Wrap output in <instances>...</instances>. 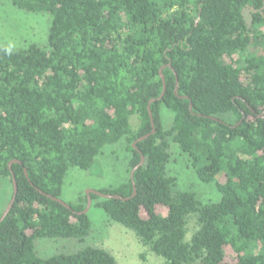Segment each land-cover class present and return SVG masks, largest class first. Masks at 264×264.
Here are the masks:
<instances>
[{
    "label": "trees",
    "instance_id": "16d2710c",
    "mask_svg": "<svg viewBox=\"0 0 264 264\" xmlns=\"http://www.w3.org/2000/svg\"><path fill=\"white\" fill-rule=\"evenodd\" d=\"M10 1L51 20L45 48L0 43V180L12 196L17 183L0 264H118L95 245L41 258L35 241L86 243L87 194L70 207L52 197L70 168L91 169L123 138L129 172L145 160L133 180L99 189L128 199L90 194L111 222L161 264H264V0ZM173 146L221 196L178 189Z\"/></svg>",
    "mask_w": 264,
    "mask_h": 264
},
{
    "label": "rangeland",
    "instance_id": "374dc122",
    "mask_svg": "<svg viewBox=\"0 0 264 264\" xmlns=\"http://www.w3.org/2000/svg\"><path fill=\"white\" fill-rule=\"evenodd\" d=\"M246 12L248 15L249 11ZM50 20L51 15L48 13L28 12L14 6L10 0H0V43L9 49L24 48L31 43L45 48L48 44ZM162 113L165 126L169 127L173 113L166 107H163ZM136 119V116L131 117L133 127ZM126 146L124 138L114 144L106 145L103 153L96 157L89 170L70 168L65 177L62 199L66 202H75L78 196L88 190L112 188L127 182L131 171L129 172L130 153ZM169 171L170 174L178 177L179 190L194 191L204 201H214L219 195L221 196L215 185L205 184L197 178L176 146L172 149ZM11 198L10 182L0 180V211L5 210ZM93 202L88 211L92 221V232L86 243L67 239H37L35 241L37 255L48 258L55 254L72 253L85 245H95L110 251L118 264H161L165 261L163 256L144 245L131 229L111 222L105 212ZM194 221L190 220L187 239L194 232Z\"/></svg>",
    "mask_w": 264,
    "mask_h": 264
},
{
    "label": "water",
    "instance_id": "95a60500",
    "mask_svg": "<svg viewBox=\"0 0 264 264\" xmlns=\"http://www.w3.org/2000/svg\"><path fill=\"white\" fill-rule=\"evenodd\" d=\"M161 71H162V69H161ZM161 76H162V78H163V80H164V83H165V79H164L163 74H162ZM177 88H178V87H177ZM177 88H176V92H177ZM165 90H166V86L164 85V90H163L161 96L159 97V99H161V98L163 97V95H164V93H165ZM190 108H192V104H190ZM153 126H154V122H153ZM154 132H155V128H153V130H152L151 133H154ZM151 133L142 136L141 138H139V140H142V139L147 138ZM133 145L135 146V143H134ZM144 160H145V158H144V156H142V159H141L140 163H139L134 169H132V171H131V178H132V180H133V178H134V172H135V170H136L138 167H140L141 165L144 164ZM25 173H26V175H28L26 169H25ZM91 193L97 194L98 196L103 197V198H116V199H123V200L128 199V198H125V197H123L122 195H119V194L105 193V192H102V191H100V190H94V189H92V190H88V191L86 192V194H87V198H88V200H87V205H86L85 209L83 210V213H88L89 209H90L91 206H92V198H91V195H90ZM135 193H136V190L134 189V194H135ZM16 195H17V183H16L15 176L13 175V196H12V198H11L9 204L7 205V207L5 208V210L3 211V213H2V215H1V217H0V222H2V221L5 219V217L8 215V213H9L10 210H11V208L13 207L14 202H15V200H16ZM49 196H50V195H49ZM52 198H53L54 200H57V201L60 202L61 204L65 205L66 207H70L69 204L66 203L63 199H61V198H55V197H52Z\"/></svg>",
    "mask_w": 264,
    "mask_h": 264
}]
</instances>
